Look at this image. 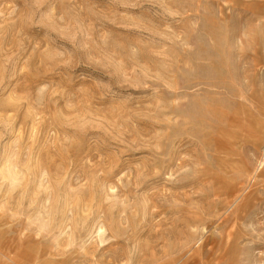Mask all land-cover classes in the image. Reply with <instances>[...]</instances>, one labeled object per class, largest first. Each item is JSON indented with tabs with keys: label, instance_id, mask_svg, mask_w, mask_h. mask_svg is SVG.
Returning <instances> with one entry per match:
<instances>
[{
	"label": "rangeland",
	"instance_id": "374dc122",
	"mask_svg": "<svg viewBox=\"0 0 264 264\" xmlns=\"http://www.w3.org/2000/svg\"><path fill=\"white\" fill-rule=\"evenodd\" d=\"M0 264H264V0H0Z\"/></svg>",
	"mask_w": 264,
	"mask_h": 264
}]
</instances>
